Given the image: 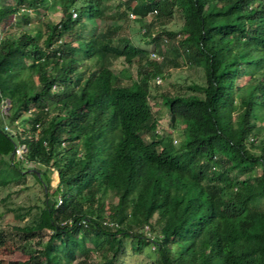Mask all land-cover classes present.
<instances>
[{
	"label": "trees",
	"instance_id": "16d2710c",
	"mask_svg": "<svg viewBox=\"0 0 264 264\" xmlns=\"http://www.w3.org/2000/svg\"><path fill=\"white\" fill-rule=\"evenodd\" d=\"M80 1L15 0L0 7V23L19 14L25 24L32 17L22 4L66 8L47 24L42 44L33 46L26 30L0 41V104L11 102L0 118V185L31 173L44 193L29 222L0 227V245L8 238L29 242L21 245L28 256L7 264H116L127 236L154 244L155 264H264V0H122L115 15L135 13L131 20L145 26L141 32L155 42L160 60L120 36L119 25L87 35L77 30L86 27L85 16L96 22L107 8L104 0ZM150 10L179 12V30L163 28L162 43L175 42L187 62L203 68L196 90L161 93L169 123L181 118L188 126L179 147L158 132L149 101L150 79L162 78L165 58L160 36L144 20ZM111 35L123 41L120 53L101 48L99 40ZM121 54L137 62L136 77L110 67ZM254 61L262 70L239 84ZM17 119L26 126L4 128ZM257 166L260 173L252 174ZM6 168L14 175L3 174ZM145 225L158 231L146 234ZM86 237L95 246L105 238L110 255L90 262Z\"/></svg>",
	"mask_w": 264,
	"mask_h": 264
},
{
	"label": "rangeland",
	"instance_id": "374dc122",
	"mask_svg": "<svg viewBox=\"0 0 264 264\" xmlns=\"http://www.w3.org/2000/svg\"><path fill=\"white\" fill-rule=\"evenodd\" d=\"M121 1L122 0H104L107 8L103 18L95 22L94 20H90L87 16H85L84 19L87 23L86 27L81 29L80 26L77 25L76 29L81 30L87 35L93 32L104 31L112 25H119L121 27L118 31L120 36H128L133 41V43L147 47L150 52L151 50L153 51L155 48V42L151 41L147 35L141 32L144 31L143 27L145 26L140 28L139 25L141 23L131 20V14H129L127 19L123 16L120 17L115 15L124 8ZM14 2L15 0H0V7ZM80 2H82V0ZM131 3L135 4L137 1L133 0ZM148 6L149 5L147 3L146 7ZM21 10L27 11L29 13V15L32 17L31 21L27 24L23 23L19 14L13 15L10 21H2L0 23V41L7 36L15 39V36H18V30H26V33L29 35V42H31L33 46L42 44L43 38L47 33V24L52 21H58L60 17L66 12L65 7L54 9L52 4H47L43 9L22 4ZM144 20L145 22L149 23L151 33H157L158 36H160V39L157 41L160 48H162V51L164 52L165 58H168L166 61L165 58L164 61H161V81L156 82L155 77L150 79L151 97L149 101L152 105V108L154 109V112L159 116L158 132L165 136V138L170 137L176 147H179L180 142L185 137L188 126L181 118L177 119L174 126L169 123V113L166 106L162 102L161 93L165 91L191 92L194 89L196 90L197 87H194L195 85H193V82L202 83L204 81L203 68L201 66L187 62L182 54V49L178 47V49H175L173 47L175 46L173 44L175 42L170 44L162 43V41L165 42L163 38L166 37L164 34H162L161 30L163 28L173 31L179 30L182 24V18L178 11H175L171 17L156 13L147 15ZM99 43L101 48L107 52L120 53L123 46V41H120L118 38H116V35L101 38ZM257 64L258 62L254 61L245 65L242 76L240 79H238L239 84L243 85L249 82L254 74H258L262 70ZM136 65L137 62L129 63L121 54L118 57L112 58L110 67L117 72L122 71L123 68L126 67L130 70L131 75L136 77L138 70ZM92 67H94V65ZM10 108V100L7 98L3 99L2 103L0 104V118L7 114ZM15 125L16 127L22 128L26 126V122L17 119L13 123L7 124L4 128L9 129L10 127L12 130H14L13 128ZM18 150L19 152L17 153H19V157H21L23 148L19 147ZM21 165L25 167H37V165L29 161H24L21 163ZM0 166H4V163L0 162ZM9 169L6 168L3 174L9 176L14 175L13 171ZM28 171L29 170L26 172ZM250 172L257 175L260 173V169L257 166ZM248 173L249 172H244L240 176H245ZM50 177L51 184L56 185L58 182V175L55 169L50 170ZM42 198H44L42 186L31 173H26L24 178H20L18 180H15L14 178L6 185H0V227H6L9 229V225L14 223L23 224L29 222L37 211V208L34 205L40 203ZM108 199H110L113 203L116 202V197L114 195H109ZM28 206L31 207L30 213L25 214L22 218L15 217V213L24 212ZM261 207L264 208V202L261 203ZM151 220L153 222L154 217ZM143 231L146 234H149V231L153 232L154 234L158 231V227L155 225L154 231H152L145 225L143 227ZM49 233L50 231L48 229L44 231L41 244L46 240ZM75 236L79 238L80 233L75 234ZM102 239L99 241L100 245L98 246H95L90 237H86L84 239L86 248L91 253L89 259L90 262L102 260L105 254L110 255V253L104 248L106 245L104 240L105 238L103 239V242ZM56 241L58 242V240ZM23 244L25 243H21L20 241L13 238H8L4 244L0 245V264H7L11 259L26 258L28 254L26 251H24V248L21 247ZM28 244L25 245L28 246ZM30 245L33 248L32 241H30ZM74 245H76V241L74 242ZM153 248L154 244L152 243H143L142 245H139L137 238L132 236L123 237V242L117 251L114 261L116 264H155L156 252L153 250ZM81 256V253L78 252L77 258ZM87 264L90 263L88 262Z\"/></svg>",
	"mask_w": 264,
	"mask_h": 264
},
{
	"label": "built area",
	"instance_id": "2783aa9c",
	"mask_svg": "<svg viewBox=\"0 0 264 264\" xmlns=\"http://www.w3.org/2000/svg\"><path fill=\"white\" fill-rule=\"evenodd\" d=\"M71 13H72V16L74 17V16H76V14H77V12H76V10H74V9H71ZM156 13V10H150L149 12H148V14L147 15H152V14H155ZM129 14H131L130 15V17H132V18H135L136 17V14L135 13H133V12H130ZM143 30H144V27H143ZM150 56L151 57H153V58H155V59H157V60H160V59H162V56L159 54V53H157L156 51H151L150 52ZM161 77L160 76H156V78H155V81L156 82H160L161 81ZM17 152H19V150L17 149ZM60 201V199H58V202ZM81 222H84V220H81Z\"/></svg>",
	"mask_w": 264,
	"mask_h": 264
}]
</instances>
